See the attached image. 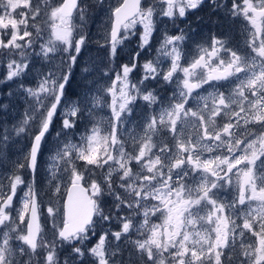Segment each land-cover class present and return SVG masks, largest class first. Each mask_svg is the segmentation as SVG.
<instances>
[{
	"label": "snow or ice",
	"instance_id": "snow-or-ice-1",
	"mask_svg": "<svg viewBox=\"0 0 264 264\" xmlns=\"http://www.w3.org/2000/svg\"><path fill=\"white\" fill-rule=\"evenodd\" d=\"M0 264H264V0H0Z\"/></svg>",
	"mask_w": 264,
	"mask_h": 264
},
{
	"label": "rangeland",
	"instance_id": "rangeland-1",
	"mask_svg": "<svg viewBox=\"0 0 264 264\" xmlns=\"http://www.w3.org/2000/svg\"><path fill=\"white\" fill-rule=\"evenodd\" d=\"M190 20H191V23H192L193 27H196V25H194V24H197V21H196L195 17H192ZM94 30H95V28L93 27V31ZM202 31H206V30L202 29ZM200 32H201V30L198 29V33H197V36H196L197 39H199V37H200V35H199ZM134 46L135 45L133 43V44H130L127 48H125L124 52L121 54L122 62H127L128 53L132 50V48ZM98 55H102V54L97 53L95 51V47L93 46L92 49L86 54L85 59L87 60L89 56H98Z\"/></svg>",
	"mask_w": 264,
	"mask_h": 264
},
{
	"label": "flooded vegetation",
	"instance_id": "flooded-vegetation-1",
	"mask_svg": "<svg viewBox=\"0 0 264 264\" xmlns=\"http://www.w3.org/2000/svg\"><path fill=\"white\" fill-rule=\"evenodd\" d=\"M194 25H196V27L198 26V29L201 30L199 35L206 36L210 30H213V31L215 30V26L207 19V17H205L203 21H200L198 25L197 24H194ZM202 29L206 31H202Z\"/></svg>",
	"mask_w": 264,
	"mask_h": 264
}]
</instances>
